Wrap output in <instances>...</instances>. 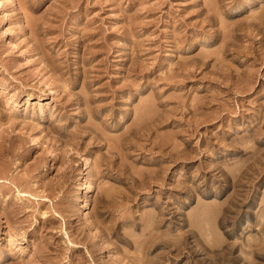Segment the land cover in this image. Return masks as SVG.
<instances>
[{"label": "rangeland", "instance_id": "obj_1", "mask_svg": "<svg viewBox=\"0 0 264 264\" xmlns=\"http://www.w3.org/2000/svg\"><path fill=\"white\" fill-rule=\"evenodd\" d=\"M0 264H264V0H0Z\"/></svg>", "mask_w": 264, "mask_h": 264}]
</instances>
